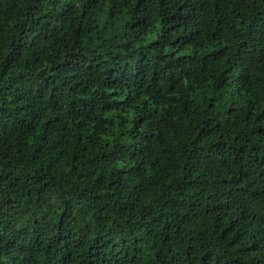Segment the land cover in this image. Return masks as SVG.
<instances>
[{"label": "trees", "instance_id": "16d2710c", "mask_svg": "<svg viewBox=\"0 0 264 264\" xmlns=\"http://www.w3.org/2000/svg\"><path fill=\"white\" fill-rule=\"evenodd\" d=\"M0 264H264V0H0Z\"/></svg>", "mask_w": 264, "mask_h": 264}]
</instances>
